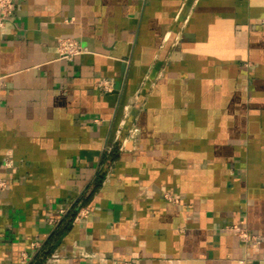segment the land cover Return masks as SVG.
<instances>
[{
  "label": "crops",
  "instance_id": "1",
  "mask_svg": "<svg viewBox=\"0 0 264 264\" xmlns=\"http://www.w3.org/2000/svg\"><path fill=\"white\" fill-rule=\"evenodd\" d=\"M14 2L0 264L264 263V0Z\"/></svg>",
  "mask_w": 264,
  "mask_h": 264
},
{
  "label": "built area",
  "instance_id": "2",
  "mask_svg": "<svg viewBox=\"0 0 264 264\" xmlns=\"http://www.w3.org/2000/svg\"><path fill=\"white\" fill-rule=\"evenodd\" d=\"M15 0H0V26H3L7 18L12 14ZM89 48L83 45L79 40L72 36H60L57 39V53L61 59L72 60L76 55L88 53ZM100 86L103 90H110L112 87V79L102 78L100 80ZM13 161L11 158L5 160L6 166H12ZM7 186L6 181L0 177V190ZM84 216L85 211L80 210L76 217ZM238 232L240 238L244 241L257 240V235H250L246 229L234 226ZM114 264H138L133 259H116Z\"/></svg>",
  "mask_w": 264,
  "mask_h": 264
},
{
  "label": "trees",
  "instance_id": "3",
  "mask_svg": "<svg viewBox=\"0 0 264 264\" xmlns=\"http://www.w3.org/2000/svg\"><path fill=\"white\" fill-rule=\"evenodd\" d=\"M101 177H99L100 179ZM76 214V210H73L70 213V217H67L64 220V224L62 227H59L48 239L46 244L42 247V249L38 252L35 258L32 260L31 264H43L51 250L54 248V245L58 242L59 236L61 235L64 228L69 226L73 220L74 215Z\"/></svg>",
  "mask_w": 264,
  "mask_h": 264
},
{
  "label": "water",
  "instance_id": "4",
  "mask_svg": "<svg viewBox=\"0 0 264 264\" xmlns=\"http://www.w3.org/2000/svg\"><path fill=\"white\" fill-rule=\"evenodd\" d=\"M257 264H264V263L261 262V263H257Z\"/></svg>",
  "mask_w": 264,
  "mask_h": 264
}]
</instances>
